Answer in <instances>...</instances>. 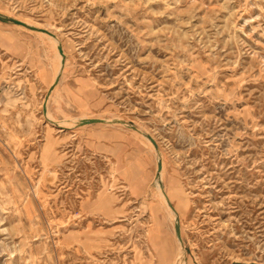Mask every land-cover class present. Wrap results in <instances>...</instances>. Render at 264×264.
Returning <instances> with one entry per match:
<instances>
[{
	"label": "rangeland",
	"instance_id": "rangeland-1",
	"mask_svg": "<svg viewBox=\"0 0 264 264\" xmlns=\"http://www.w3.org/2000/svg\"><path fill=\"white\" fill-rule=\"evenodd\" d=\"M0 16V264H264V0Z\"/></svg>",
	"mask_w": 264,
	"mask_h": 264
},
{
	"label": "water",
	"instance_id": "water-1",
	"mask_svg": "<svg viewBox=\"0 0 264 264\" xmlns=\"http://www.w3.org/2000/svg\"><path fill=\"white\" fill-rule=\"evenodd\" d=\"M0 20L2 21H7V22H11V23H14V24H23L21 23L20 21H17L15 19H9V18H4L2 16H0ZM58 52L61 56H63V51L61 49L60 46H58ZM52 91V88L49 89V93ZM44 112H45V105H44V108H43ZM93 123H103V121L101 120H97V119H84V120H81L79 122V125H89V124H93ZM131 129L135 130L134 127H130ZM149 141L152 143V145L154 146L155 149H157V146H156V143L155 141L153 140V138L151 137H148ZM161 169H162V163H161V160L158 161V165H157V173H156V177L158 178L159 175H160V172H161ZM161 187V186H160ZM163 191V190H162ZM163 194L165 195L166 197V194L164 193L163 191ZM167 199V204L168 206L170 207L171 211H175L173 206L170 204L168 198ZM174 230H175V234H176V237L178 239V241L181 243V245L183 244V241H182V237H181V229H180V225H179V221H176L175 223V227H174Z\"/></svg>",
	"mask_w": 264,
	"mask_h": 264
},
{
	"label": "bare ground",
	"instance_id": "bare-ground-1",
	"mask_svg": "<svg viewBox=\"0 0 264 264\" xmlns=\"http://www.w3.org/2000/svg\"><path fill=\"white\" fill-rule=\"evenodd\" d=\"M49 37V36H48ZM52 41L55 43L56 41L55 40H53L52 39ZM59 53V52H58ZM58 53L56 54V56H57V59H58V61H60L61 60V58H60V56L58 55ZM59 66V65H58ZM59 70V69H58ZM47 101V100H46ZM46 103V102H45ZM84 120V119H83ZM81 121V120H80ZM79 121V122H80ZM106 122V121H105ZM159 186V185H158ZM157 186V187H158ZM158 190L160 191L159 192V195H160V197H162L163 199H165L166 200V202H167V199L166 198H168L167 197V195H166V197H165V195L163 194V192H161V189H159V187H158ZM161 198V199H162ZM165 202V201H164ZM168 205V204H167ZM173 214V213H172ZM178 241V240H177ZM183 257H184V250H183V247H182V245H181V243L178 241V244H177V256H176V259H175V263L174 264H183Z\"/></svg>",
	"mask_w": 264,
	"mask_h": 264
}]
</instances>
